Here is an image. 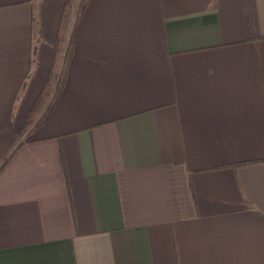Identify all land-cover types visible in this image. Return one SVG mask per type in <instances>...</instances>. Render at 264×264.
<instances>
[{"label": "crops", "instance_id": "crops-1", "mask_svg": "<svg viewBox=\"0 0 264 264\" xmlns=\"http://www.w3.org/2000/svg\"><path fill=\"white\" fill-rule=\"evenodd\" d=\"M67 0H0V264H264V0H89L20 135Z\"/></svg>", "mask_w": 264, "mask_h": 264}, {"label": "trees", "instance_id": "trees-1", "mask_svg": "<svg viewBox=\"0 0 264 264\" xmlns=\"http://www.w3.org/2000/svg\"><path fill=\"white\" fill-rule=\"evenodd\" d=\"M88 1L67 0L63 4L53 46V60L48 76L36 100L27 112L25 125L19 136L32 134L44 123L53 110L65 83L69 63ZM19 146L20 143L3 159L0 169Z\"/></svg>", "mask_w": 264, "mask_h": 264}]
</instances>
